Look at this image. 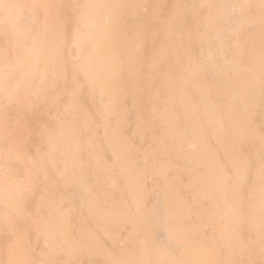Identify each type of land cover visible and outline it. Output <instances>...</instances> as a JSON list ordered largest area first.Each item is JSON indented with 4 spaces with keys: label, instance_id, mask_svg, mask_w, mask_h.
Here are the masks:
<instances>
[{
    "label": "bare ground",
    "instance_id": "6f19581e",
    "mask_svg": "<svg viewBox=\"0 0 264 264\" xmlns=\"http://www.w3.org/2000/svg\"><path fill=\"white\" fill-rule=\"evenodd\" d=\"M76 1L0 0V264H264V0Z\"/></svg>",
    "mask_w": 264,
    "mask_h": 264
},
{
    "label": "rangeland",
    "instance_id": "374dc122",
    "mask_svg": "<svg viewBox=\"0 0 264 264\" xmlns=\"http://www.w3.org/2000/svg\"><path fill=\"white\" fill-rule=\"evenodd\" d=\"M95 1H102V0H86L85 2H83V1H80V2L76 1V3L79 4L80 6H82L84 4H95ZM94 10H95V8H94ZM15 13H18V11H15ZM118 18H119L118 17V14L117 13H114L113 19H112L113 21H112V23L107 28H103V29L97 28L98 25H99V23H98V25L96 26V30L99 31V32H101V31H107V30L109 31L110 28H113V27L117 26V20H118ZM58 24L59 25L61 24V20L60 19H58ZM80 34H81L80 37H81V40H82V43H83L82 44V48H83L84 52H87L88 51L87 52V55L85 57H87V61H90L97 54L98 44H96V46H95V48L93 50L89 49L88 48V45H87L88 38L83 37L84 35L82 33H80ZM10 43H12V41H10ZM11 47L14 48L13 45ZM77 49H79V47H77ZM62 69H64L63 66H62ZM52 78H54V77L52 76ZM76 82L78 84L80 83V81L78 79H76ZM121 83L124 84L125 82L123 80H121ZM74 92H75V89L71 90V95H70V98L71 99H69L65 103L63 102V105L68 106L70 104L76 103V101L72 98V96L74 95ZM122 92L124 93V91H121L120 94H118V95L121 96V93ZM0 103H1V100H0ZM76 116L77 117H80L82 115L78 112V114H76ZM3 118H4V115H2V116L0 115V139L6 140L7 136H12V137L15 136L14 134H12V132L15 133L16 130H17V128H16V122H14V123L11 122L12 125H10V124H7ZM56 118H58V119H60L62 121L64 120L61 114H56ZM73 126H74V123H71V126L67 130H65V133L61 134V136H60V142H59L60 145H66L67 144V132L68 133H71V132L75 131V129H74ZM52 143H53V141H52ZM14 146H15L14 142L12 140H10V141H8V144H0V150H2V149L10 150V149H13ZM54 147L55 148H58V147L55 146V144H54ZM66 148L67 147H64L63 148V149H65L64 152L68 151V149H66ZM16 151L18 152V150H16ZM96 152L97 151H92V154H94ZM40 159H41L42 163L45 164L44 171H48V168L46 167V165L48 164L47 160H45L44 157H40ZM51 160H52V162L54 164H61L62 163V167H63V169L66 172H68V171H74L73 166L67 160H65V159H54L53 158ZM28 169L31 171V168L30 167H28ZM5 170L9 171V168L8 167H5ZM0 189H3L4 191H7L8 194H10V196H14L15 197V200H16V196L11 192V190H10L9 186L7 185V183L0 182ZM63 197L64 196L62 194H55L50 199H63ZM1 201H2V199H1V196H0V202ZM38 202H41V203H44L45 204L47 202V200H45L43 198H39L38 199ZM6 206H8L9 208H14V209H18L19 207H21L22 209H24L23 205H21L20 203H16V202H6L5 203V207ZM5 207H2V204H0V216H4V215H9L10 214L9 210H7L8 208H5ZM25 211L26 210H22V212H25ZM39 212L42 215V218H40L41 221H45L46 223H49V224H52L53 223V221H51V219H50V216H52V211L50 209L47 210V212L50 215H47V213L44 212L43 209L39 210ZM26 213L28 214V212H26ZM44 227H46V225ZM54 229L58 233L66 236V237H68L69 240H72V241L74 240L73 237H71V236H69L67 234V230L66 229H63L61 227V225L54 224ZM44 235H45V238L51 239V235L52 234H50L48 231H45ZM23 238L30 239L26 235L15 233L13 235V237L8 241V242H10L11 248L13 249L15 245H19L20 242H21V240ZM60 240L62 241L64 239H62V237H61ZM21 247L18 250H20ZM20 253H21V251H20ZM21 256L24 259L26 257L25 253H21ZM10 261H11L12 264H23V262L21 260L16 259L13 255H11Z\"/></svg>",
    "mask_w": 264,
    "mask_h": 264
}]
</instances>
